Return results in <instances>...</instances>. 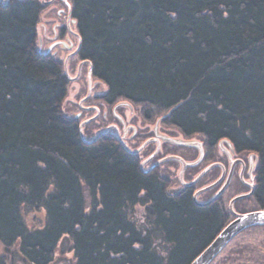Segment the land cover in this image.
I'll return each mask as SVG.
<instances>
[{
	"label": "trees",
	"instance_id": "obj_1",
	"mask_svg": "<svg viewBox=\"0 0 264 264\" xmlns=\"http://www.w3.org/2000/svg\"><path fill=\"white\" fill-rule=\"evenodd\" d=\"M66 2L80 43L72 58L89 62L91 78L105 85L90 99L105 109L82 126L85 140L117 125L113 108L128 104L140 122L124 141L131 151L157 123L162 136L202 143L204 159L185 169V182L220 160L226 140L235 158H254L253 194L234 210H264V0ZM45 9L40 0H0V264H52L68 252L71 264H190L232 220L223 196L206 206L192 200L217 170L174 186L178 162L140 169L153 142L131 154L108 130L84 143L81 122L62 109L70 83L63 62L38 47ZM171 144L161 141L143 170L170 155L197 158ZM247 200L252 207H242ZM42 209L43 224L28 225L25 215Z\"/></svg>",
	"mask_w": 264,
	"mask_h": 264
},
{
	"label": "rangeland",
	"instance_id": "obj_2",
	"mask_svg": "<svg viewBox=\"0 0 264 264\" xmlns=\"http://www.w3.org/2000/svg\"><path fill=\"white\" fill-rule=\"evenodd\" d=\"M40 1L46 6V9L42 12L40 16V21L38 23L39 50L43 53H47V51H49L50 54L60 59L63 63L66 60V67L64 66V68L68 75L70 83L68 86L67 95L62 105L63 112L68 117H77V119L80 122L86 121L90 118L92 119V117H93L92 121H94V119L97 120V118L100 116L101 110H104L105 108H103L100 105H98L97 107V104L92 103L90 99H92L96 95L102 94L105 90V85L102 82L94 80L92 78L88 80V66H86L87 64L82 63L80 65V63L76 62V59L71 57V54L76 49L78 40L76 37V33L73 29V25H70L69 15L67 10L68 6H66L67 2L66 0H40ZM61 25H65L66 29L68 30V33H66L63 36V38H59V33H57L58 38L55 39L52 30L54 28V30L58 32V27ZM54 41H59V42L54 44ZM88 84L90 85V92L88 97H86L88 93ZM88 103L93 106H87ZM86 107H88V109H86ZM121 107H123L122 111H120L122 115L118 113L119 110H121ZM83 108L86 111H89L88 114L89 115L91 114L92 117L87 118V114H85L84 111L82 110ZM113 112H114L113 113L114 116L118 120V124L109 125L108 126L109 130H114V132L117 133L122 138L123 141L129 140L130 138L129 135L131 131L135 130L136 127H139L140 124L137 118L136 119L134 118L132 120V118L134 117L133 109H131L128 104L120 103L113 108ZM158 124L159 123L153 126V129L154 127H157V131L160 133L161 131L159 129ZM158 132H157L158 135L153 134V137H150L149 139H153L155 138V136L157 138L158 136H162ZM162 137H165V135ZM171 139H173L169 141L170 143H172L171 146L195 149L194 151L196 152L198 157L199 150L197 149V147L195 146L187 147L182 144H176L178 143V141L180 142L186 141L177 137ZM187 141L200 142L196 138ZM153 143L155 144V147H157L156 143L155 142ZM160 146H161V140H160ZM225 149L228 150V146L225 143L220 144V146H218L217 148L218 155L219 156L223 155L224 153L223 151ZM202 151H203V158H202L203 161L204 151H205L203 145H202ZM158 152L159 150L157 151V153ZM152 155H150L151 159H149L148 161H146L147 158L144 160L146 161L144 165H148L150 162L153 161L152 160L153 158L155 159V155L153 156ZM244 157H245L244 160H246L247 162L252 160V167H254V158H252L250 155L248 156V154L245 155ZM194 160L193 158H191V161L189 160H185V161L193 162ZM212 163H214V161L209 160L203 163L202 167H207ZM178 165L179 167L177 169H174V171H172L174 172V176L172 177L174 186H176L177 184L178 173L180 171V164ZM199 165L200 164H198L197 166L199 167ZM214 169L217 170L214 172L215 175L213 176V178L216 179L220 176V172H219L220 168L218 169L216 167ZM226 173L227 171H225V174ZM247 178H248L247 174L242 177L243 181L245 182H248ZM224 181L225 178H223V180L220 183H218L216 187L211 189L212 193L217 192L218 189L222 186ZM228 188L229 187L226 188V190L223 192L222 195L223 203L225 204L227 209H228V203L233 197L242 193H246L244 189L239 191L238 189L240 188H238L237 190L233 189L232 191H229ZM87 199L88 197H86V200ZM249 201L251 200H247V203L242 207L244 208L252 207L253 205L251 204V202L249 203ZM234 208H238V205L236 207L234 205ZM136 216L139 220H142L143 210L141 208L136 209ZM44 217H45V213L43 209L36 212H28L25 215L26 223L30 226H37V224L41 226L43 224ZM64 242L62 244L64 246L63 248L67 249L68 244L66 243V241ZM253 253H255L254 256H252ZM71 262H72L71 252H68L65 255L62 254L60 255L58 253L56 259L52 264H71ZM13 264H23V263L21 262L19 257H16ZM211 264H264V230L253 228L251 230H246L241 232L234 239H232L228 245H226V247L220 252V254Z\"/></svg>",
	"mask_w": 264,
	"mask_h": 264
},
{
	"label": "water",
	"instance_id": "obj_3",
	"mask_svg": "<svg viewBox=\"0 0 264 264\" xmlns=\"http://www.w3.org/2000/svg\"><path fill=\"white\" fill-rule=\"evenodd\" d=\"M79 44L77 45L76 49L74 50V52L71 54V57L76 54V52L79 49ZM50 52L47 51L46 54H49ZM82 63H87L89 65L88 68V80L91 79V66L89 64V62L87 61H83L80 62V65ZM66 67V60L63 63V67ZM64 72L65 75L68 77L65 68H64ZM69 79V78H68ZM90 92V85L88 84V93L87 96L89 95ZM85 97V98H86ZM93 119V117H92ZM91 118L83 121L80 123L79 125V129H80V137L82 139V141L86 144H91L93 143L97 138H99L100 136H102L103 134H105L108 130L109 127H106L103 131L97 133L91 140L87 141L85 140L84 136L82 135L81 129L82 126L88 122H90L92 120ZM157 127H155V134H157L156 132ZM158 135V134H157ZM116 139L117 141L123 146V148L131 154H136L139 153L141 151V149L149 142H155L157 147L155 149V152L153 153V155H156L157 151L160 149V140L161 141H171L173 139H170L168 137H162V136H158V138L155 136V138L153 139H149L147 141H145L138 149H136L135 151H131L127 145L125 144V142L122 140V138L115 133ZM174 142V141H172ZM176 143V142H175ZM225 143L228 146V150H224L223 152L226 153L227 157L229 158V168L227 173L225 174L224 171V167L223 165H221L218 162L212 163L210 165H208L207 167H205L192 181L190 182H185L183 180V173L184 170L186 168H193L195 166H197L198 164L201 163L202 158H203V151H202V144L200 142H189V141H184V142H180L178 141V143L176 144H182L185 145L187 147H192L195 146L197 147V149L199 150V155L197 157V159H195L193 162H186L183 158L179 157V156H175V155H170V156H166L163 157L157 161H155L147 170H143V166L144 163L146 161H148L149 159H151V157L147 158L146 161H143L140 164V169L147 173L149 171H151L152 169L156 168L158 165L167 162V161H176L180 164V171L178 173V180L180 182V184L184 187H192L204 174H206L207 172L211 171L214 168H220L221 169V175L220 177L215 180L213 183L202 187L198 190H196L192 196V200L193 202L198 205V206H206L209 205L211 203H213L214 201H216L222 194L223 192L226 190V188L229 185V182L231 180V176H232V171L234 169V167L237 164H240L241 167L243 168V162L240 159H234V152H233V148L230 145V143L226 140H222L219 142L218 146H220V144ZM152 155V156H153ZM253 158V155H250ZM249 171L252 174L253 171V167H252V160H250V167H249ZM226 176V177H225ZM251 176V175H250ZM223 178H225V181L223 182L222 186L218 189L217 192L214 193V195L206 202L200 203L197 201V198L199 197V195H201L202 193L209 191L211 189H213L214 187H216L218 185V183H220ZM240 180L242 181V183L246 186H248L249 191L246 193H242L239 195H236L235 197H233L229 203H228V211L230 213V215L232 216V220H230L223 228L222 230L217 234V236L212 240V242L190 263V264H210L219 254L220 252L226 247V245L229 244V242L234 239L238 234H240L241 232L252 228V227H256V226H264V210H256V211H250V212H245V213H238L234 210V204L235 202L245 199V198H249L254 191V186H253V177L250 178L249 182H245L242 179V176L240 175Z\"/></svg>",
	"mask_w": 264,
	"mask_h": 264
},
{
	"label": "flooded vegetation",
	"instance_id": "obj_4",
	"mask_svg": "<svg viewBox=\"0 0 264 264\" xmlns=\"http://www.w3.org/2000/svg\"><path fill=\"white\" fill-rule=\"evenodd\" d=\"M60 27V26H59ZM58 27V28H59ZM61 28V27H60ZM61 29H59L58 30V32L60 31ZM53 36H55V39L56 38H58V32H56L55 30H54V28H53ZM59 41H54V44L55 43H58ZM61 42V41H60ZM66 46V45H65ZM67 47V46H66ZM223 155L224 156H220L221 158H220V160L218 161V163H220L221 165H223V167H224V171H228V168H229V158L227 157V155H226V153H223ZM234 159H240V160H242V162H243V168L241 167V165L240 164H237L235 167H234V169H233V171H232V176H231V180H230V182H229V185H228V187L231 185L230 183L231 182H233L235 179H237L238 181H239V183L242 185V186H244V187H246L247 189H248V191H249V188H248V186H246V185H244L243 183H242V181L240 180V175L243 177V176H245L246 174H247V179H248V182L250 181V178L252 177V174L250 173V171H249V167H250V161H246V160H244V158L242 159V158H235L234 157ZM201 164V163H200ZM196 167H198V166H195V167H193V168H196ZM235 168H237V169H235ZM219 169V168H218ZM213 170V169H212ZM220 171V175H221V169H219ZM185 171V170H184ZM202 171V170H201ZM200 171V172H201ZM199 172V173H200ZM208 173V172H207ZM206 173V174H207ZM206 174H204V175H206ZM203 175V176H204ZM251 175V176H250ZM202 176V177H203ZM220 177V176H219ZM218 177V178H219ZM217 178V179H218ZM216 179V180H217ZM223 195V194H222ZM221 195V196H222ZM245 199H247V198H245ZM242 200H244V199H242ZM240 201V200H239ZM238 202V201H237ZM237 202H235V203H237ZM253 228H255V227H252V229ZM256 228H258V229H263L264 230V226H256ZM250 230H251V228H249ZM249 229H247V230H249ZM246 231V230H245ZM254 254L255 253H253V255L252 256H254Z\"/></svg>",
	"mask_w": 264,
	"mask_h": 264
}]
</instances>
